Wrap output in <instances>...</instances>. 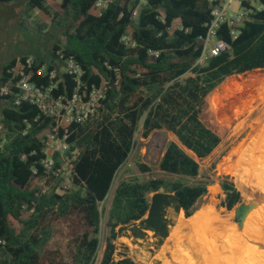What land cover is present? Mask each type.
<instances>
[{"label":"trees","instance_id":"16d2710c","mask_svg":"<svg viewBox=\"0 0 264 264\" xmlns=\"http://www.w3.org/2000/svg\"><path fill=\"white\" fill-rule=\"evenodd\" d=\"M97 1L25 2L43 25L58 24L61 39L49 50L48 62L32 57L28 68L25 61L30 56L11 59L1 68L0 83L23 72L40 85L46 78L35 72L45 67L49 73L55 66L59 82L53 95L69 98L76 84L61 68L64 58L72 57L82 70L81 99L87 98L91 87L105 88V95L100 118L83 125L61 123L58 128V137L67 135L66 156L71 159L70 185L66 187H62L63 176L56 173L61 167L58 154L47 147L45 138L53 121L28 104L14 107L9 103L1 109L0 264H66L47 246L53 237V222L72 216L83 230L71 242V264H135L128 258L114 259V243L125 227L139 225L131 230L136 240L145 239L146 231L166 239L167 211L181 212L188 219L207 194L206 184L132 179L119 182L108 210L100 209L132 152L135 134L144 139L154 131L172 134L175 141L166 145L158 170L196 178V160L208 157L229 132L232 136L251 123L264 108V94L258 93L262 88L235 92V85L248 91L264 85V73L257 72L264 71V0H258L260 10L251 9L235 39L222 25L215 38L229 49L202 62L203 40L211 20L208 0H147L135 19L136 2L116 0L100 8ZM236 95L233 115L246 113L248 118L232 129L234 122L215 112L222 113L223 102L227 105ZM0 100L9 102L8 98ZM258 123L253 125L256 130ZM251 133L249 130L242 142L243 164L248 162L244 156L253 155L262 135ZM256 154L262 155L259 146ZM46 160L54 162L55 173L46 170ZM136 167L141 173L150 171L142 164ZM220 187L225 195L222 204L231 211L240 203L241 194L231 183L222 182Z\"/></svg>","mask_w":264,"mask_h":264},{"label":"rangeland","instance_id":"374dc122","mask_svg":"<svg viewBox=\"0 0 264 264\" xmlns=\"http://www.w3.org/2000/svg\"><path fill=\"white\" fill-rule=\"evenodd\" d=\"M25 2L26 0H16L12 3L0 2V71L15 57L30 56L48 62L49 50L54 43L61 39L62 29L58 24L43 25L38 19L36 11L26 9ZM174 24L178 26L179 21H175ZM257 72L264 73V71ZM263 88L264 85H258L254 90L248 91L245 87L235 85V92L250 93L261 89L258 93L264 94ZM236 97L237 95L230 99L227 105V102H223L225 106L222 113L215 112L218 117L232 120L234 122L232 129L238 122L248 118L246 113L238 117L233 115L232 106ZM258 97L259 95L256 94L255 98ZM8 104L9 102L0 100V111ZM259 119L261 120L258 121ZM256 123L259 126L257 130L253 126ZM249 130L252 131V136L258 133L262 134L257 143L262 155L256 154L258 148L256 145L252 157L244 156L248 162L243 164L241 160L244 147L242 142ZM229 134L230 132L208 157L196 160L199 165V173L196 178L171 176L158 170L157 164L166 145L175 141L172 134L165 131H154L146 139L142 138L138 132L135 134L132 152L117 173L105 201L99 204L100 209L108 210L114 189L119 182L132 179H163L180 181L184 185L206 184L207 194L200 200L199 209L188 219L181 212L175 213L172 209L167 211L166 218L170 225L166 239H156L153 234L146 233L145 239L136 240L131 230L139 225L125 227L121 236L114 243L116 247L115 260L128 258L135 264H177L175 258L180 255L186 264H204L205 257L201 250L204 247L214 246L216 242L227 248L235 244L236 240L239 241L238 237L233 236L234 234L244 237L238 243L242 244L249 253L256 251L258 244L253 240V235L264 231V199L246 214L240 226L235 220V210L242 205L248 206L251 198L257 193L264 195V143L261 145L264 141V108L251 123L236 130L232 136ZM137 164L147 166L150 171L141 173L136 167ZM222 182L233 184L241 194L240 203L231 211L224 208L222 204L225 198L220 187ZM203 209L204 211L200 215L201 220L193 223L197 214ZM104 222L103 217L101 222L103 235L106 234ZM176 224L184 225L185 228L178 229ZM53 229V237L47 250L57 251L64 263L71 264V242L82 232L81 222L73 216L59 219L53 222ZM160 242L161 244H159ZM102 250L103 245L99 251L98 260Z\"/></svg>","mask_w":264,"mask_h":264},{"label":"built area","instance_id":"2783aa9c","mask_svg":"<svg viewBox=\"0 0 264 264\" xmlns=\"http://www.w3.org/2000/svg\"><path fill=\"white\" fill-rule=\"evenodd\" d=\"M115 1L116 0H98L96 5L100 8H106L110 3ZM130 1L137 3L136 8L132 11V18L135 19L139 8L141 5L145 4L147 0ZM242 3L247 5L249 9L242 8ZM252 8L256 10L261 9L258 6V0H208V10L211 20L208 25L206 37L203 40V51L199 62L210 57H216L221 52L229 49L224 41L215 38L216 31L222 25H226L229 29L230 36L232 39H235L242 23L249 20ZM149 54L157 57V53L149 52ZM57 55L59 58L63 57L59 52H57ZM32 63V57H28L25 61L28 68ZM53 69L54 70L47 73L45 72V67H41L35 72V74L41 76V78H46V82L40 85L31 82L27 74L19 72L16 77H12L5 83H0V97L8 98L9 103L14 107L22 104L31 105L37 109L41 116L53 121L54 126L51 128V131L45 134V138L48 141L47 147L58 154L61 167L56 169V173L63 176L62 187H66L70 185L71 159L66 156L69 150L65 142L67 135L65 133L62 137H58V128L61 123L83 125L100 118L105 88L91 87L87 98L82 100L78 93V89L81 85L80 79L82 70L72 57H66L64 58L61 72L73 77L76 87L69 98L53 95V91L56 90L59 82L55 80V66ZM28 128L29 126L26 125L25 130ZM76 154L75 151L72 155ZM43 163L48 172H53L54 162L52 160H46Z\"/></svg>","mask_w":264,"mask_h":264},{"label":"bare ground","instance_id":"6f19581e","mask_svg":"<svg viewBox=\"0 0 264 264\" xmlns=\"http://www.w3.org/2000/svg\"><path fill=\"white\" fill-rule=\"evenodd\" d=\"M263 156H264V150H263ZM203 211L204 209L200 213L197 214L195 221H193V223H196L198 222V220H201L200 215H202ZM176 227L181 230L185 228L184 225H180V224L179 225L176 224ZM233 236L238 237L239 241H242L244 239V237L240 235L234 234ZM253 240H255L258 244L256 251L253 253H249L242 244L238 243L239 242L238 240H236L235 244L228 246L227 248L223 247L222 245H219L217 242L212 247H204L201 250L205 257L204 264H264V231L263 233L262 232L255 233L253 235ZM184 254L186 253L184 252ZM175 259H176L175 261L177 264H186L180 255H177Z\"/></svg>","mask_w":264,"mask_h":264},{"label":"water","instance_id":"95a60500","mask_svg":"<svg viewBox=\"0 0 264 264\" xmlns=\"http://www.w3.org/2000/svg\"><path fill=\"white\" fill-rule=\"evenodd\" d=\"M264 199V195H260V194H256L255 196H253L251 198V201L249 203L248 206L242 205L239 206L236 210H235V220L238 223V226L241 225L244 217L246 216V214L253 209L254 207H256L257 204H259L262 200Z\"/></svg>","mask_w":264,"mask_h":264},{"label":"crops","instance_id":"0c3cea01","mask_svg":"<svg viewBox=\"0 0 264 264\" xmlns=\"http://www.w3.org/2000/svg\"><path fill=\"white\" fill-rule=\"evenodd\" d=\"M146 233H151V234H153V235L156 237V239L160 238V236H159L158 234H156V233H154V232H152V231H146ZM160 239H161V238H160ZM138 240H140V239H138Z\"/></svg>","mask_w":264,"mask_h":264}]
</instances>
